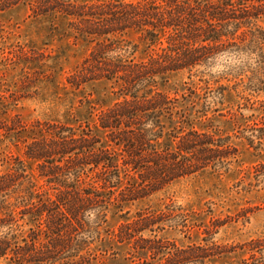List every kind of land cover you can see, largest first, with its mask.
<instances>
[{
    "label": "trees",
    "instance_id": "obj_1",
    "mask_svg": "<svg viewBox=\"0 0 264 264\" xmlns=\"http://www.w3.org/2000/svg\"><path fill=\"white\" fill-rule=\"evenodd\" d=\"M30 7L34 17L67 20L73 36L91 44L68 83L82 89L106 81L119 99L100 112L98 133L89 123L32 126L26 159L15 157L0 172V264H92L116 192L120 204H130L182 178L229 172L240 147L218 126L204 125L222 111L227 91L256 116L242 137L264 155V0H33ZM132 32L147 58H137L140 45L126 37ZM221 56L230 64L217 76L212 70ZM181 72L191 81L181 96L179 89L171 95L163 88ZM26 129L19 118L0 119L9 137L19 139ZM27 161L36 164L43 186ZM253 176L264 181V159ZM193 214L173 202L140 210L116 235L134 264H211L231 254L207 239L183 246L167 237L168 230L204 225ZM243 245L250 256L264 257V238Z\"/></svg>",
    "mask_w": 264,
    "mask_h": 264
},
{
    "label": "rangeland",
    "instance_id": "obj_2",
    "mask_svg": "<svg viewBox=\"0 0 264 264\" xmlns=\"http://www.w3.org/2000/svg\"><path fill=\"white\" fill-rule=\"evenodd\" d=\"M32 2L0 0V113L3 110L0 119L11 123L19 118L27 128L19 133V139L0 131V172L10 169L15 157L26 159L25 142L34 136L31 128L37 120H60L74 125L89 123L98 133L96 124L100 112L119 99L115 86L106 81L90 82L82 89H75L68 83L69 76L89 55L92 46L73 36L67 20L34 17L30 7ZM126 37L140 45L136 54L138 59L148 57L149 50L136 33ZM228 64L229 57L221 56L212 72L219 76ZM190 81L188 73L181 72L173 75L163 89L171 95L179 89L181 96L186 92L183 90L185 82ZM221 82L229 84L225 79ZM227 94L222 111L210 115L212 120L204 125L218 126L233 137L240 147L239 161L229 172L218 174L208 170L182 178L134 203L120 204V191L116 192L117 200L113 199L108 210L104 241L98 243V257L92 264H134L129 245L117 238L120 225L140 210L161 209L171 202L193 211L195 219L204 222L211 233L207 235L202 225L186 233L168 230L169 239L183 246L205 243L207 239L233 251L214 258L211 264H264L261 254L254 257L240 249L253 239L264 238V181L258 183L253 176L254 166L264 159V155L256 152L242 137L250 134L245 128L254 125L256 116L252 117L253 112L244 108V100L229 91ZM99 134L104 136L100 131ZM27 164L36 174L39 185L43 186L45 181L37 176L36 164L31 161ZM250 181L255 185L246 187ZM232 246L236 249H230Z\"/></svg>",
    "mask_w": 264,
    "mask_h": 264
}]
</instances>
